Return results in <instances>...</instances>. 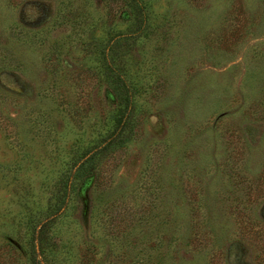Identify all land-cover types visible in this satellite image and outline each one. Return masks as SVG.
<instances>
[{"label":"rangeland","instance_id":"374dc122","mask_svg":"<svg viewBox=\"0 0 264 264\" xmlns=\"http://www.w3.org/2000/svg\"><path fill=\"white\" fill-rule=\"evenodd\" d=\"M139 1L0 0V264H264V0Z\"/></svg>","mask_w":264,"mask_h":264},{"label":"trees","instance_id":"16d2710c","mask_svg":"<svg viewBox=\"0 0 264 264\" xmlns=\"http://www.w3.org/2000/svg\"><path fill=\"white\" fill-rule=\"evenodd\" d=\"M130 3L132 4V6H136V8L141 7V4L139 0H130ZM141 10V8H140ZM141 16H142V12H141ZM143 17V16H142ZM142 24H143V20H141ZM144 29V27L142 28ZM142 31V30H139ZM121 45L122 43L120 41L115 40L113 46L109 47L107 49V51H109L105 58L106 60L111 59V57L113 55H118V53H120L121 50ZM115 70H113L114 72ZM116 73V72H114ZM110 78L107 80V83L109 84V86L112 87L113 91L117 92V96L121 97V93L123 91V89L125 90V94L124 97H121L120 103L123 106L124 112L121 116V120L119 121V129H118V133L116 136H119L120 134L124 133L125 130L128 127V124L130 122L129 118L132 116V110H133V98H132V94L131 91L129 90V88L126 86V83L124 82L122 76L119 73H116L115 75H108ZM122 142H116V140L111 141L107 140L105 143H103L102 145H100L98 148L96 147L94 150L90 151L89 153L85 154L84 158L82 159V161L80 162V165L78 167L77 170V174H90L93 173L92 171L94 169L99 168V166H101L102 163H104L106 155H108L110 152H112V148L114 147V145H117L118 147L122 146ZM100 169V168H99ZM43 228V227H42ZM41 228V231H42ZM40 233V232H39ZM42 238V236H41ZM39 236V240L41 239ZM42 241V239H41ZM33 264H38L37 260L34 259Z\"/></svg>","mask_w":264,"mask_h":264}]
</instances>
